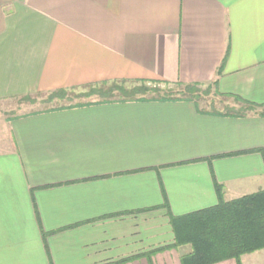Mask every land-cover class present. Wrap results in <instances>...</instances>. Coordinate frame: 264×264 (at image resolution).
Segmentation results:
<instances>
[{
  "label": "crops",
  "instance_id": "crops-1",
  "mask_svg": "<svg viewBox=\"0 0 264 264\" xmlns=\"http://www.w3.org/2000/svg\"><path fill=\"white\" fill-rule=\"evenodd\" d=\"M121 80L212 84L258 107L127 101L3 122L0 264H181L171 216L216 206L217 186L225 202L264 190V0H0V101Z\"/></svg>",
  "mask_w": 264,
  "mask_h": 264
},
{
  "label": "trees",
  "instance_id": "trees-1",
  "mask_svg": "<svg viewBox=\"0 0 264 264\" xmlns=\"http://www.w3.org/2000/svg\"><path fill=\"white\" fill-rule=\"evenodd\" d=\"M128 83L134 86L126 88V84ZM160 84L165 86L170 85L168 83L144 80H121L86 85L85 87H89V94L102 97V100L81 104V106L96 103H113L115 100H111L110 97L115 92H119L122 98L117 102L185 100L191 101L195 107H199L196 101L195 88L197 85L195 84H173L184 87L186 94H184L183 98H172L169 95L149 99L144 97L147 93L159 94L161 89L157 87ZM66 93L67 90L58 89L52 91L48 95V98H64L66 97ZM226 97L239 102L244 108L240 111L213 112L214 114L243 115L246 111H252L258 107L236 96L230 97L228 95ZM260 115L264 117V110L261 111ZM216 192L219 197V202L216 206L183 216L170 217V225L174 234L173 247L177 248L183 245H190L191 247V252L181 257V264H216L229 259H234L240 264L239 260L242 255L264 249V190L229 202L221 199V189L218 186L216 187Z\"/></svg>",
  "mask_w": 264,
  "mask_h": 264
},
{
  "label": "rangeland",
  "instance_id": "rangeland-1",
  "mask_svg": "<svg viewBox=\"0 0 264 264\" xmlns=\"http://www.w3.org/2000/svg\"><path fill=\"white\" fill-rule=\"evenodd\" d=\"M133 86L134 85L131 83L126 84V88H131ZM157 88L161 89L159 94L147 93L144 95V97L149 99L152 97H162L163 95H169L172 98H183L184 94H186L183 86H165L160 84ZM88 89L89 87L85 86L78 87L73 90L65 89L67 90V93L66 97L64 98H48V95L52 92L51 91L26 95L7 101H0V125L3 122L9 121L12 118L18 116L32 113L57 111L63 108H74L81 106V104L98 102L102 100V97L89 94ZM195 90V94L197 96V105L202 109L212 112L224 113L227 110L240 111L242 108H244L239 102L233 100L232 98L217 95L212 84L197 85ZM120 98H122V96L119 92H115L113 96L110 97V99L115 100V102H117ZM76 104H78V106H76Z\"/></svg>",
  "mask_w": 264,
  "mask_h": 264
}]
</instances>
